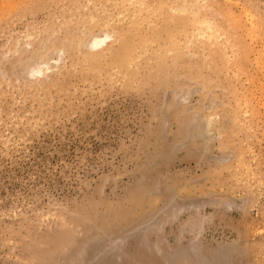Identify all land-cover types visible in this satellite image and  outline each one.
I'll return each instance as SVG.
<instances>
[{"label": "rangeland", "instance_id": "rangeland-1", "mask_svg": "<svg viewBox=\"0 0 264 264\" xmlns=\"http://www.w3.org/2000/svg\"><path fill=\"white\" fill-rule=\"evenodd\" d=\"M0 264H264V0H0Z\"/></svg>", "mask_w": 264, "mask_h": 264}, {"label": "bare ground", "instance_id": "bare-ground-1", "mask_svg": "<svg viewBox=\"0 0 264 264\" xmlns=\"http://www.w3.org/2000/svg\"><path fill=\"white\" fill-rule=\"evenodd\" d=\"M146 1V0H145ZM162 1V0H161ZM145 4V3H144ZM149 7V6H148ZM147 7V8H148ZM194 7V6H193ZM138 8V7H137ZM145 8V7H144ZM146 9V8H145ZM163 11V10H162ZM149 12H151V11H149ZM153 12V11H152ZM151 14V13H150ZM168 29V28H167ZM169 30V29H168ZM167 30V31H168ZM175 34V33H174ZM167 36V35H166ZM170 36V35H169ZM188 36V35H187ZM172 37V36H171ZM175 37V36H174ZM146 38V37H145ZM144 38V39H145ZM170 38V37H169ZM178 38V37H177ZM184 38V37H183ZM109 37H106V38H103V39H101V38H94L92 41H91V43H90V47L91 48H93V49H99L100 47H102L101 49H103L104 47H107V46H109L108 45V43H109V40L111 39H109ZM132 39V38H131ZM176 39V38H175ZM175 39H173V41L175 40ZM170 40V39H169ZM177 40V39H176ZM187 40V39H186ZM173 41H172V39H171V42H172V45H173ZM170 41H169V43H171ZM178 42H180V41H178ZM176 44H177V42H175ZM184 44H186L185 42H184ZM88 45H89V43H88ZM171 45V44H170ZM179 45V44H178ZM174 46V45H173ZM170 47V46H169ZM184 47V46H183ZM47 48V47H46ZM123 48V47H122ZM108 49V48H107ZM130 49V48H129ZM170 49V48H169ZM100 50V49H99ZM125 50V49H124ZM101 52V51H100ZM108 52V51H107ZM94 53V52H93ZM102 54V53H101ZM147 54V53H146ZM95 62V61H94ZM40 75H42V76H44V73H43V71L40 69V68H36V69H33V70H31V72H30V76H33V77H40Z\"/></svg>", "mask_w": 264, "mask_h": 264}]
</instances>
